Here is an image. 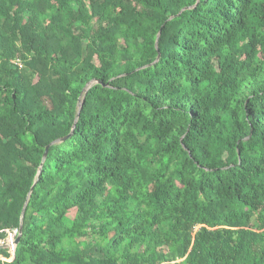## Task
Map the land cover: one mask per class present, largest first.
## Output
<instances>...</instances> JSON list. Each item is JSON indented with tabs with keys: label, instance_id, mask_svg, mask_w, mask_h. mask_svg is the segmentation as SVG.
<instances>
[{
	"label": "trees",
	"instance_id": "1",
	"mask_svg": "<svg viewBox=\"0 0 264 264\" xmlns=\"http://www.w3.org/2000/svg\"><path fill=\"white\" fill-rule=\"evenodd\" d=\"M21 224L0 264H264V0H0Z\"/></svg>",
	"mask_w": 264,
	"mask_h": 264
},
{
	"label": "water",
	"instance_id": "2",
	"mask_svg": "<svg viewBox=\"0 0 264 264\" xmlns=\"http://www.w3.org/2000/svg\"><path fill=\"white\" fill-rule=\"evenodd\" d=\"M184 10H186V9H184ZM99 83H100V82H98V81L90 82V83L86 86V88L83 90L82 98H81V99L79 100V102H78V112H77V115H76L75 123H74V125H73L72 130H71V133H70L67 137H65V138H63V139H58V140L54 141L53 143H51V144L46 148V152H45V154H44V157H43V160H42V163H41L40 169H39V174H40V172H41V170H42V168H43L44 162H45V160H46V157H47V153H48V149H49V147H50V146H53V145H56V144H58V143H62V142H64L66 139H69V138L72 136V134H73V132H74V130H75V128H76V123H77V121H78V119H79L81 109H82L83 104H84V97H85V95L87 94L88 90L90 89V87H91L92 85H94V84H99ZM38 176H39V175H38ZM36 183H37V181L35 182V185H36ZM35 185H34V186H35ZM34 186L32 187V189H31V191H30V193H29V195H28V197H27V201H26V203H25V205H24V208H23V211H22V219H23V217H24V214H25V211H26V208H27V205H28L29 199H30V197H31V194H32V192H33V190H34ZM21 237H22V224H21L20 229H19V236L16 238V240L14 241V243H13V244L1 243V244H0V250H9V251L12 253V255H14V254H15V250H16L17 246H18L19 243H20Z\"/></svg>",
	"mask_w": 264,
	"mask_h": 264
},
{
	"label": "built area",
	"instance_id": "3",
	"mask_svg": "<svg viewBox=\"0 0 264 264\" xmlns=\"http://www.w3.org/2000/svg\"><path fill=\"white\" fill-rule=\"evenodd\" d=\"M13 64L18 67V68H22L23 67V64L21 61H16V62H13ZM19 236V230L18 229H15L13 231H10L8 232V237L7 239L3 242V243H7V244H13L14 241L16 240V238Z\"/></svg>",
	"mask_w": 264,
	"mask_h": 264
},
{
	"label": "rangeland",
	"instance_id": "4",
	"mask_svg": "<svg viewBox=\"0 0 264 264\" xmlns=\"http://www.w3.org/2000/svg\"><path fill=\"white\" fill-rule=\"evenodd\" d=\"M69 217H70V219H73V214H70Z\"/></svg>",
	"mask_w": 264,
	"mask_h": 264
}]
</instances>
